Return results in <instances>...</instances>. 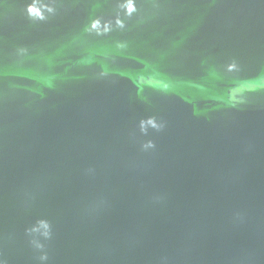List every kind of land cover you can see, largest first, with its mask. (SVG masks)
I'll list each match as a JSON object with an SVG mask.
<instances>
[{
  "label": "water",
  "instance_id": "95a60500",
  "mask_svg": "<svg viewBox=\"0 0 264 264\" xmlns=\"http://www.w3.org/2000/svg\"><path fill=\"white\" fill-rule=\"evenodd\" d=\"M0 264H264V0H0Z\"/></svg>",
  "mask_w": 264,
  "mask_h": 264
},
{
  "label": "clouds",
  "instance_id": "9594fccd",
  "mask_svg": "<svg viewBox=\"0 0 264 264\" xmlns=\"http://www.w3.org/2000/svg\"><path fill=\"white\" fill-rule=\"evenodd\" d=\"M133 9L131 7H129V11L131 12Z\"/></svg>",
  "mask_w": 264,
  "mask_h": 264
}]
</instances>
